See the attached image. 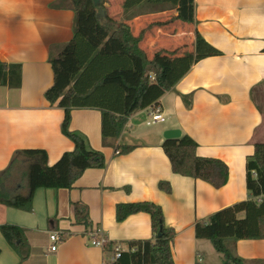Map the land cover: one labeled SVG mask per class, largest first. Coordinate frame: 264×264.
<instances>
[{
	"label": "crops",
	"instance_id": "obj_1",
	"mask_svg": "<svg viewBox=\"0 0 264 264\" xmlns=\"http://www.w3.org/2000/svg\"><path fill=\"white\" fill-rule=\"evenodd\" d=\"M59 1L0 0V61L20 65L22 76L17 89L0 86V172L22 150H43L47 164L53 165L74 147L61 133L64 112L44 97L53 84L50 59L73 35L74 13L53 8ZM104 1L108 16L117 23L131 25L135 34L146 29L142 46L147 50L164 48L162 42L180 35L148 28L157 17L174 11L164 9L170 4L142 2L131 7L118 0L113 9L111 0ZM193 18L189 33L203 40L201 57L159 99L160 121L147 120L152 108L136 111L118 139L103 141L101 112L73 109L70 130L90 149L102 152L105 166L85 170L70 189L36 190L30 213L0 203V226L25 230L29 250L21 261L0 234V264H104L108 254L90 244L88 232L98 231L122 251L130 242L151 240L146 213L120 223L115 217L117 205L142 201L160 206L165 225L176 233L174 264H222L212 245L195 237L194 225L248 198L246 158L253 155L255 144L264 143V0H193ZM159 123L160 128L150 129ZM172 129L198 144L197 156L221 160L228 167L225 186L215 189L172 173L161 147L164 132ZM118 146L133 149L116 155ZM160 182L169 184V194L159 189ZM74 203L87 206L89 227L75 222ZM53 232L66 239L49 251ZM234 250L246 264L264 262V240H238Z\"/></svg>",
	"mask_w": 264,
	"mask_h": 264
},
{
	"label": "trees",
	"instance_id": "obj_2",
	"mask_svg": "<svg viewBox=\"0 0 264 264\" xmlns=\"http://www.w3.org/2000/svg\"><path fill=\"white\" fill-rule=\"evenodd\" d=\"M123 1L124 6L131 7L142 2L170 4L174 11L157 17L148 28H162L170 37L180 35L169 39L173 43L170 49L159 48L149 55L142 46L146 29L135 34L131 25L117 23L108 16L104 0L97 6L92 0H60L52 5L56 9H71L74 24L72 40L50 59L53 84L46 89L44 97L50 105L56 104L64 112L61 133L74 147L53 165L47 164L43 150L17 152L9 167L0 172V203L3 205L30 213L36 190L70 189L85 170L105 166L102 152L90 149L84 138L70 130L73 109L100 111L102 140L118 139L132 113L158 106L159 99L171 92L201 57L204 42L196 34L193 39L189 33L194 23L193 0ZM21 79L20 65L0 61V86L17 89ZM161 144L172 173L201 180L215 189L227 184L228 167L221 160L197 156L198 144L192 138L183 135ZM132 149L116 147L122 154ZM246 160V201L217 211L194 225L195 237L208 241L221 255L222 264H246L235 253L236 241L264 240V143L255 144L253 155ZM22 177L26 181L25 192L19 183ZM158 187L170 193L167 182H160ZM72 206L75 222L89 227L87 206L81 203ZM138 212L150 216L152 239L130 242L128 249L111 264H174L171 247L176 233L165 225L160 206L145 201L120 204L115 208V217L120 223ZM239 214H244V218L240 219ZM0 234L21 261L29 257L25 230L4 224L0 226ZM113 247L111 243L105 246L108 258L114 255ZM131 248L135 252H130Z\"/></svg>",
	"mask_w": 264,
	"mask_h": 264
},
{
	"label": "built area",
	"instance_id": "obj_3",
	"mask_svg": "<svg viewBox=\"0 0 264 264\" xmlns=\"http://www.w3.org/2000/svg\"><path fill=\"white\" fill-rule=\"evenodd\" d=\"M161 119H162V109L159 108L158 106H155L151 113V120L154 123L160 121ZM115 154L119 155V152L116 151ZM87 236L90 244L95 247H99L103 249L108 244L105 237L100 235L98 231L88 232ZM49 239L51 242L49 251H55L58 244L62 243L66 239V236L59 232H53L49 234ZM121 252L122 249L119 246H114L113 247L114 255L111 258H109L104 264H111L112 262L119 259L122 254ZM130 252H135V249L131 248Z\"/></svg>",
	"mask_w": 264,
	"mask_h": 264
},
{
	"label": "rangeland",
	"instance_id": "obj_4",
	"mask_svg": "<svg viewBox=\"0 0 264 264\" xmlns=\"http://www.w3.org/2000/svg\"><path fill=\"white\" fill-rule=\"evenodd\" d=\"M111 2H112V5H111V7L114 9L118 4H119V1L118 0H111ZM171 7L169 6L168 8L167 7H165L164 9L165 10H171L170 9ZM168 10V11H169ZM164 43V44H163ZM173 43H172V41L171 40H168V41H164V42H162V46L163 47H165V48H167V49H170L171 47V45H172ZM158 46H159V44H158ZM169 47V48H168ZM146 51L148 52V53H150V52H152L150 49H146ZM155 51V50H154ZM256 99V98H255ZM257 99H258V96H257ZM255 102L257 103V105L259 106V107H261V105L263 104V101H262V99L261 100H259L258 99V102H257V100H255ZM147 118V117H146ZM147 120H151V117H149V118H147ZM161 125H163V123H159V124H156V125H154V127H151L150 128V126H149V128L151 129V130H154V129H158V128H160L161 127ZM26 181H25V179L22 177V178H20L19 179V183H20V185H22V189L23 188H25L26 186H25V183Z\"/></svg>",
	"mask_w": 264,
	"mask_h": 264
},
{
	"label": "water",
	"instance_id": "obj_5",
	"mask_svg": "<svg viewBox=\"0 0 264 264\" xmlns=\"http://www.w3.org/2000/svg\"><path fill=\"white\" fill-rule=\"evenodd\" d=\"M100 0H92V2H94V4L97 6V4H99ZM181 135V132L177 129H172L169 131L164 132L163 134V138L164 140H173V139H177L179 138Z\"/></svg>",
	"mask_w": 264,
	"mask_h": 264
}]
</instances>
